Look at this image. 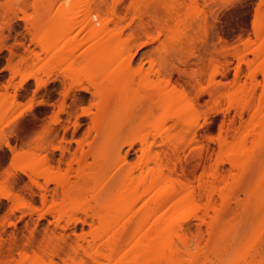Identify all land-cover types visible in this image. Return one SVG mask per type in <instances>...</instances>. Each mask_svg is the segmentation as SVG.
<instances>
[{
	"label": "rangeland",
	"instance_id": "1",
	"mask_svg": "<svg viewBox=\"0 0 264 264\" xmlns=\"http://www.w3.org/2000/svg\"><path fill=\"white\" fill-rule=\"evenodd\" d=\"M19 1L0 0V42L5 39L12 41L13 46L18 49L16 58L22 60L20 66L30 79L39 78L41 84L48 82L42 88L47 90L46 95L50 101H65L63 107L57 105L54 115L49 105L48 110L42 112L38 118L39 125L30 126L27 139L19 142L21 151L29 149L28 158L34 156L37 161V183L45 189V179L41 174L47 169L43 161L46 156L51 160L49 175L60 183L74 187L73 192L76 194H80V191L91 194L90 188L97 193L100 191L99 185L102 187L104 182L109 181L116 173L117 176L111 182V189L106 195L109 200L100 204L93 199H88L87 203L76 202L73 198L78 196L75 195L65 198L62 189L58 190L59 196L54 199V183L49 184V193L37 187V195L28 197L27 202L31 207L27 209L12 211L0 200V264H36L45 256L50 260H67L68 264H72L78 257L90 260L91 264H134L143 249L149 247L147 230L165 210L157 214L152 208H144L142 201L133 203L119 200V196L126 191L128 177H140L143 171L154 168V154L176 146L178 151L175 163L179 164L178 172L186 174L193 182L194 190L198 191L200 184L207 181L211 175L206 172L217 166L215 160H218L216 164L219 165L223 164L220 161L225 163L229 160L222 154L226 150L222 149L223 136L227 133H231L232 137L236 133H253L255 139L263 133L259 125H264V76L258 72L255 76L252 74V70L256 72L264 66V47L254 43L256 33L251 32V21L257 18L259 0H213L211 13L204 6L203 0H199L200 10L209 13L210 25L208 24L206 37L213 46L209 42L208 44L212 46L209 45L212 50L216 48L214 50L220 63L218 69L220 72L226 70L227 77L224 79L217 75V80H222V95L213 102L208 93L210 83L207 76V81L203 84L206 95L200 112L192 113L179 124L168 118L164 106L152 116H147L144 112L136 113L135 104L146 95L152 83L157 84L153 75H150L149 79L132 76L128 95L119 97L106 107L101 97L94 93L106 91L107 85L114 84L118 87L119 79L106 82L80 78L74 82L66 76L71 68L69 65L58 69L54 65L48 66L46 62L50 51L63 47L67 42L62 43L57 38L46 40L43 36L58 22L57 16L54 15L56 13L43 16L45 13L35 10L32 5L24 10L18 5ZM112 2L114 3L110 0L109 5ZM129 2L131 0H123L120 4L130 5ZM127 5L121 9L124 22L120 32L124 31V37L115 45L127 44L130 35L135 34V41L130 44L131 54L134 55L132 73L137 72L141 64L147 73L153 60L156 68L161 66L159 57L164 55L170 41L167 36L158 37L156 29L150 35L144 34L139 28L140 20L127 13ZM159 14L163 18L162 10H159ZM149 16L150 14L144 15L146 22L150 20ZM152 27L155 28L154 24ZM250 32L251 42L248 39ZM23 45L31 47L30 50L33 49L37 53L32 52L34 54L24 58ZM74 47L77 56L87 49L79 42H76ZM177 57L174 64L181 68L183 62L188 60L187 63L191 66L197 60L195 57ZM181 58L187 60L177 62ZM3 59L7 62V57ZM84 66L83 64L81 68ZM194 68L196 65L194 67L193 64L191 69ZM212 72L211 69L209 73ZM180 76L182 80L179 79ZM180 76L175 75L173 85L186 84V80L191 77ZM6 84L7 76L0 73V134L11 127L10 118L22 102V90L13 85L9 91V88L5 87ZM224 88L230 89L234 97L229 98ZM190 91L194 94L191 89ZM254 91L258 92L256 100L263 99L262 107L257 104L262 108L258 109V112H262L254 117L253 113L256 111L253 110L252 113H245L241 119L240 105L245 103L246 98ZM26 92L27 89H24L23 94ZM62 92L65 93L63 97L60 95ZM69 97L73 102L81 101L79 107H73ZM258 100L256 103H260ZM166 102L164 101V105ZM212 108L216 110L212 111ZM84 112L87 114H83ZM45 115L49 117L48 120H45ZM107 117L108 121L105 122ZM206 118L208 121L205 132L199 133L200 136L194 139V129L198 124H204ZM77 119L80 126L76 129L74 124ZM162 126L165 128L157 135L155 129L161 130ZM12 139H15V136ZM252 140L253 138L248 142L251 144ZM77 142L82 150H79L77 159L73 160L70 154L79 149ZM260 142L264 143L263 136ZM147 146L153 147L152 153L143 152ZM66 148L70 153L66 152L64 155L62 151ZM201 154L204 161L199 163ZM228 164L222 166L226 165L225 169L230 170ZM252 172L250 174L245 168L234 169L230 176L228 175L234 177V222L231 224V227H234V251H230L231 255H228L232 258L233 253L234 260L242 259L244 252L247 253L248 259L255 255L260 259L264 255V158ZM45 194L47 200H41ZM181 215L182 211L179 210L174 219L180 221ZM188 227L192 229L194 239L200 233L201 227L206 230V226L197 219L188 223ZM172 240L179 242L177 235H174ZM60 253L64 255L61 256Z\"/></svg>",
	"mask_w": 264,
	"mask_h": 264
},
{
	"label": "bare ground",
	"instance_id": "2",
	"mask_svg": "<svg viewBox=\"0 0 264 264\" xmlns=\"http://www.w3.org/2000/svg\"><path fill=\"white\" fill-rule=\"evenodd\" d=\"M29 1L20 0L18 5L24 10L32 5L31 7L35 10L43 11L42 14L45 13L43 16L56 13L54 15L57 16L58 22L52 29L45 32L44 38L46 40L57 38L62 43L67 41L63 47L53 48L50 51L46 62L48 66L54 65L58 69L69 65L71 68L66 76L74 82L80 78L98 79L106 82L120 80L118 87L114 84L107 85L106 88L108 89L106 91L94 93V95L101 97L100 99L106 107L112 102L114 103L119 97L128 95V88L131 83L129 81L134 75L140 76L142 79H149V76L153 75L157 79V84L152 83L146 95L135 104L136 113L144 112L147 116H152L164 106L168 118L177 124L192 113L200 112L202 101L206 95L203 84L207 81V76H209L210 83L208 93L213 102H216L222 95V80L218 81L217 75L225 79L227 72L226 70L220 72L218 69L220 63L218 54L214 50L216 48L214 47L212 50L213 44L209 42L210 39H207L210 25L209 13L207 14L206 10H200L201 3H199V0H131L130 5L126 4L127 7L129 6L128 9L126 7L127 13L133 14L134 17L140 20L139 28L144 34L150 35L156 29L159 33L158 37L167 36L170 41L164 55L161 54L159 57L161 66L156 68L157 65L153 60L149 73H146L147 70L145 71L143 64L139 66L137 72L133 71L134 73H132L134 55L131 54L130 44L135 41V34L130 35L127 44L115 45L117 41L119 42L124 37V31L120 32L124 22L121 9L122 6L123 8L126 6L122 5L123 3L120 4L123 0H117V2L113 0V6H111L112 4L109 5L110 0H31L30 3ZM212 3L213 0H203L204 6L209 9L208 11L213 10ZM159 10L163 11V18L160 17ZM149 14L150 20L146 22L144 15ZM153 24L155 28L152 27ZM76 42H79L83 47H87L86 51L79 56L76 55L74 47ZM22 49H24L23 53H25L24 58L26 59L34 52L33 49V51L30 50L31 47H25L24 45ZM127 55L129 56L127 57ZM177 56L197 58L196 62L193 63L197 69H191L193 64L190 63V66L187 63V58H181L180 61L176 60L177 62L187 60L183 62V68L176 66L174 60L178 58ZM36 57L39 58L38 55ZM83 64L85 66L81 68ZM211 69L213 70L212 74L209 73ZM253 71L254 76L257 72L264 76V66L260 70L257 69L256 71L255 69L256 72ZM176 74L185 78L189 75L187 78L190 76L192 78H188L186 84L173 85L172 81L175 79ZM185 74L187 75L185 76ZM179 79L182 80L181 76ZM47 84L48 82L41 85L46 86ZM169 88L171 89L168 90ZM224 91L229 98L234 97L230 89L224 88ZM257 93L254 91L249 94L250 96L248 95L246 102L240 105L241 113L239 114L241 119L247 112L256 111L253 113L254 117L262 112L259 105L262 107L263 99H257L260 103H256ZM262 93L264 94V92ZM164 101H167L165 105ZM258 109H261L260 112H258ZM214 110L216 108H212V111ZM107 121L108 117L105 119V122ZM207 121L206 118L204 124L196 126L192 134L194 139L200 136L199 133L205 132ZM74 125L77 129L80 126L79 120ZM259 127L263 132L259 138L254 139L253 133H236L233 137L231 133H227L221 138L222 149L226 148L222 154L229 159L225 163H229L230 170L229 168V171L225 169L226 165L225 167L222 166L225 164L223 160L220 161L223 163L222 165L216 164L218 160H215L216 163H214L217 166L215 168L213 166L214 172L213 170L210 171L211 173L206 172L211 174L208 179L211 178V180L202 182L198 191L194 190L193 182L186 174H179L178 172L179 164L175 163L178 151L176 146L155 153L153 158L154 168L143 171L140 177H134V175L128 177L126 191L119 196V200L133 203L142 201L144 202V208H152L157 214L165 210L147 230L149 247L143 249L142 254L134 264H190L192 261H198V264H228V262L234 260L233 253L232 258L228 256L234 247V227H231L232 222H234V206L232 205L234 201V177L229 176L234 169L241 170L244 168L248 169L251 174L252 171H255L258 162L261 159L263 160L264 143L260 141L262 136L264 138V125L260 124ZM164 128L165 126H162L161 130L155 129V133L160 134ZM251 138L253 140L250 141L252 142L250 144L248 141ZM77 144L79 149L70 154L73 160L77 159L79 150H82L80 143L77 142ZM55 149L53 148V150ZM62 152L64 155L66 152L70 153L67 148L63 149ZM143 152L152 153L153 147L147 146ZM43 161L47 169L41 176L45 179L46 186L45 189L42 188V185L40 187L46 193H49L51 190L48 186L54 183L56 185V189L53 191L54 199L59 196L58 190L62 189V195L65 198L72 195L78 196L73 198L76 202L83 201L87 203L88 199H93L100 204L109 200L106 195H108L111 189L110 184L117 173L109 181L104 182L102 187L98 186L99 192L94 193L93 188H90L91 194L87 195L82 191H80V194H76V192H73L74 187L71 188L69 185L60 183L49 175L51 170L49 157L46 156ZM203 161L201 154L199 163ZM43 199L44 201L47 200L46 194ZM64 202H66V199ZM179 210L182 211L181 220L176 221L174 217ZM93 216L95 215L93 214ZM194 219L199 220L202 225L206 226V230L199 227L201 230L195 236L196 239H194L191 232L192 229L188 227V223H191ZM174 235H177L178 243L173 242L172 237ZM248 260L255 262L259 259L255 255Z\"/></svg>",
	"mask_w": 264,
	"mask_h": 264
},
{
	"label": "snow or ice",
	"instance_id": "3",
	"mask_svg": "<svg viewBox=\"0 0 264 264\" xmlns=\"http://www.w3.org/2000/svg\"><path fill=\"white\" fill-rule=\"evenodd\" d=\"M259 24V27H258ZM5 31H7L5 29ZM251 32L256 33L255 44L264 47V0H259L257 5V18L251 21ZM251 32L249 33V41H252ZM18 49L13 46L12 41L5 39L0 42V73H4L8 78V84L5 87L15 86L22 90V102L17 112L10 118L11 127L0 134V200L5 202V206L12 211L17 209H27L31 205L27 202L29 195H37L36 188L40 184L36 180L37 161L32 156L29 159L30 150L25 149L23 152L20 147V140H26L29 133V127L33 124L39 125V117L42 112L48 110L51 105L53 115L57 105L63 107L65 101L60 99L56 102L50 101L46 95V89L42 88L39 78L30 79L24 73L20 66L22 60H18ZM3 57H7V62ZM12 73V75H9ZM27 89L26 94L23 90ZM61 97L65 93L60 94ZM73 107H79L81 101H74L68 98ZM86 103V102H84ZM39 109V110H37ZM83 114H87L84 112ZM23 117V119H21ZM49 117L45 115V120ZM14 121V122H13ZM47 128V124L44 125ZM15 136V139L12 137ZM43 198L41 197V200ZM61 256L64 253H60ZM243 258L228 262V264H264V255L258 261L250 262L247 253H242ZM36 264H68L67 260L63 262L60 259L50 260L45 256L42 260H38ZM72 264H91L90 260H82L79 257L72 261ZM190 264H198V261H192Z\"/></svg>",
	"mask_w": 264,
	"mask_h": 264
}]
</instances>
